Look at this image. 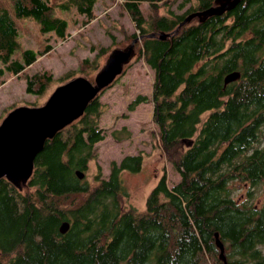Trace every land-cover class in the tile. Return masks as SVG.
<instances>
[{
  "label": "trees",
  "instance_id": "16d2710c",
  "mask_svg": "<svg viewBox=\"0 0 264 264\" xmlns=\"http://www.w3.org/2000/svg\"><path fill=\"white\" fill-rule=\"evenodd\" d=\"M166 1L122 0L139 30L126 41L142 35L134 50L154 68L156 82L150 96L137 94L127 107L153 103L161 148L180 178L169 185L163 172L138 210L123 206L128 190L121 172L140 170L141 153L112 159L107 176L97 164L93 185L78 177L76 169L87 170L95 143L104 137L103 87L78 118L45 140L25 183L18 187L0 178V264H217L215 231L237 264L257 256L254 247L264 242V204L249 202L250 190L239 198L233 185L264 179V0H239L203 20L193 17L177 31L188 13L216 2L196 0L183 12L159 14ZM95 2L0 5V62L11 73H23L26 92L41 95L51 83L50 71L27 70L51 47L21 48L16 19L31 18L40 31L63 38L68 20L53 9L73 6L90 20ZM142 2L153 11L147 17ZM160 32L170 34L159 38ZM106 51L100 47L97 54ZM97 63L84 57L79 67L87 72ZM231 70L240 76L224 84ZM111 134L120 140L131 131L123 125ZM63 221L69 222L65 232Z\"/></svg>",
  "mask_w": 264,
  "mask_h": 264
},
{
  "label": "rangeland",
  "instance_id": "374dc122",
  "mask_svg": "<svg viewBox=\"0 0 264 264\" xmlns=\"http://www.w3.org/2000/svg\"><path fill=\"white\" fill-rule=\"evenodd\" d=\"M166 2V5L160 7L159 14H168L167 9L183 12L189 5L197 4L196 0H167ZM1 4L8 5L9 0H0ZM141 8L146 17L153 13L148 2H142ZM93 11V17L87 20L85 15L77 12L73 6L64 11L54 8V14L68 20L66 35L63 38L57 37L53 31H40L39 24L31 18L16 19L21 48L30 47L39 50L46 45L51 47L44 54L39 55L27 70L30 73L50 71L52 80L41 95L28 93L25 91L23 73H11L4 69L0 62V67L4 69V71L0 70V122L15 106L43 104L58 84L74 76L83 75L93 81L109 51L114 47L126 46L129 44L126 41L127 35L139 31L128 12L122 7V0H96ZM92 45L97 48L92 50ZM100 47L107 49L105 54H97ZM19 53L20 50H17L15 55ZM84 57L98 61L93 67L88 68L87 72L79 67ZM155 83L154 68L136 52L123 66L122 72L103 88L99 94V99L104 104L99 127L104 137L95 143L96 156L89 160L88 168L84 172V176L93 185L97 164L101 167L102 176H107L112 159L119 161L125 154L141 153L143 162L140 170L132 172L124 169L121 172L128 190L127 196L123 199V206H134L138 210L145 208L146 197L163 172L166 173L169 185L180 178L172 160L161 148L159 129L153 119V103L143 101L133 109L127 107L137 94L150 96ZM123 125L131 131V135L117 140L112 136L111 131ZM233 187L236 188L235 195L239 198H247V191L250 190L251 201L249 202L255 206L264 204V179L254 186L236 182ZM218 251L217 247L215 258L219 263L221 260L218 258ZM234 258L237 257H231V259Z\"/></svg>",
  "mask_w": 264,
  "mask_h": 264
},
{
  "label": "water",
  "instance_id": "95a60500",
  "mask_svg": "<svg viewBox=\"0 0 264 264\" xmlns=\"http://www.w3.org/2000/svg\"><path fill=\"white\" fill-rule=\"evenodd\" d=\"M239 0H215L216 4L205 9L188 13L178 27L193 17L203 20L209 15L218 14L232 7ZM167 32H160L159 38H165ZM152 36L154 33H148ZM142 35L134 37L124 47L112 48L103 65L91 81L86 76L77 75L58 84L41 105H18L13 107L0 122V178L5 177L20 187L33 171L35 156L42 150L45 140L53 137L58 130L78 118L85 110L88 102L119 75L123 66L135 53L134 45ZM240 71L231 70L224 74L223 82L227 84L236 80ZM190 141L187 142L189 144ZM79 178L85 173L76 169ZM68 221H63L60 231L65 232ZM218 257L224 264H235L227 261L224 243L218 231L214 232Z\"/></svg>",
  "mask_w": 264,
  "mask_h": 264
},
{
  "label": "flooded vegetation",
  "instance_id": "af4514ba",
  "mask_svg": "<svg viewBox=\"0 0 264 264\" xmlns=\"http://www.w3.org/2000/svg\"><path fill=\"white\" fill-rule=\"evenodd\" d=\"M254 249L256 250L257 256L255 258H247L246 264H264V242L258 243L257 245H255ZM226 251H228V250L224 247V252H225L227 261L229 263L237 264L235 261H232L233 259H229V257H227ZM222 263H223V261H222Z\"/></svg>",
  "mask_w": 264,
  "mask_h": 264
}]
</instances>
